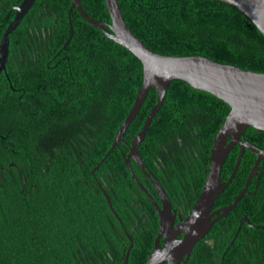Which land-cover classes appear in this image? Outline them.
Returning a JSON list of instances; mask_svg holds the SVG:
<instances>
[{"label": "trees", "instance_id": "1", "mask_svg": "<svg viewBox=\"0 0 264 264\" xmlns=\"http://www.w3.org/2000/svg\"><path fill=\"white\" fill-rule=\"evenodd\" d=\"M21 1L0 0V39ZM80 2L89 17L110 22L104 0ZM118 3L130 30L158 54L202 55L264 72L263 34L226 2ZM70 4L35 0L8 34V57L0 71V264H123L130 243L127 264H145L156 229L147 222L150 218L140 216L138 206L142 202L155 222L158 216L150 202L138 199L144 192L124 163L128 146L119 142L110 149L141 85L142 64ZM156 101V89L150 87L123 136L125 142L137 134ZM229 109L211 93L174 79L138 145L144 163L173 206L184 207V215L201 190L213 137ZM241 138L264 149V132L250 126ZM238 152V144L229 150L223 181ZM253 163L254 154L245 148L215 206L232 202ZM130 164L154 194L140 167L132 159ZM242 215L264 224V171L252 178L229 217L214 222L209 240L194 244L186 264H211L214 257L216 264L221 259L228 264L224 246L235 235V240H246V230L252 247L244 257L249 264H264V242L258 249L253 244L264 240L262 231L247 224L239 227Z\"/></svg>", "mask_w": 264, "mask_h": 264}, {"label": "water", "instance_id": "2", "mask_svg": "<svg viewBox=\"0 0 264 264\" xmlns=\"http://www.w3.org/2000/svg\"><path fill=\"white\" fill-rule=\"evenodd\" d=\"M34 1L22 0L19 5L13 7L16 11L14 18L9 21L0 39V71L5 69L8 57V34L16 27ZM220 1L226 2L243 12L264 36V0ZM104 2L110 22H101L89 17L83 10L80 0H71L70 9L76 8L83 19L103 31L108 38L131 51L142 64L143 77L141 85L132 106L116 130L110 149L117 146L119 142H124L128 146V152L124 155V163L132 179L146 192V188L131 168L130 159L146 175L160 199L161 205L157 204L151 195L147 193L159 218V227L153 249L147 255L145 264H186L194 244L208 233L216 220L228 215L238 199L247 192L250 179L253 176L258 177L261 175V172H257V169L264 170V149H259L251 142L241 138L244 131L250 126L256 131L264 132V72L244 70L239 66L223 64L202 55L158 54L130 30L124 20L118 0H104ZM69 23L71 26V19H69ZM174 79L183 80L195 89L209 92L223 100L230 107L224 122L219 126L213 137L207 175L197 199L188 210L187 215L177 223L174 220L176 215L172 212L168 194L157 177L148 169L138 150V145L144 139L146 130L155 113L159 110L169 84ZM150 87H155L157 101L148 112L140 130L127 143L124 141L123 136ZM235 144L239 145V152L230 175L227 180L223 181L221 179L223 162L229 150ZM245 148L255 155V160L243 188L234 196L230 204L212 211L211 206L215 199L235 175ZM102 160L103 158L95 168ZM260 161L263 163L258 166ZM101 189L110 209L120 220L106 191L102 187ZM213 213L218 214L212 217ZM244 219L247 220V218L242 217V220ZM181 231H184L183 237L176 238V235ZM127 236L131 240L130 236ZM161 236L163 237V244L160 245L159 238ZM131 246L132 243L129 244L125 253L123 264H127Z\"/></svg>", "mask_w": 264, "mask_h": 264}, {"label": "flooded vegetation", "instance_id": "3", "mask_svg": "<svg viewBox=\"0 0 264 264\" xmlns=\"http://www.w3.org/2000/svg\"><path fill=\"white\" fill-rule=\"evenodd\" d=\"M254 160H255V155H254ZM262 161H260L259 163H258V166H261L262 165ZM254 164V163H253ZM253 166V165H252ZM259 169L260 168H258L257 169V172H259ZM264 171V170H263ZM261 173H262V170L260 171ZM260 176V175H259ZM258 176V177H259ZM258 178V177H256V176H253L252 178ZM252 178L250 179V181L252 180ZM148 180V179H147ZM149 182V186H148V188H151L152 187V189H153V191H154V194H152V193H148V191L146 190V192H144V196H138V199L140 200V199H145V201L147 200L148 202H150L151 203V205H152V202H151V200H150V198L148 197V194H150L151 195V197L153 198V200L157 203V204H159V205H161L160 204V199H159V196H158V194L156 193V191H155V188H154V186L151 184V182L150 181H148ZM250 183V182H249ZM255 185L256 186H258V180L255 182ZM248 186H249V184H248ZM248 186H247V189H248ZM148 193V194H147ZM215 203H213L212 204V206H211V210L212 211H214V210H216V209H219L220 207H222V206H215L214 205ZM141 206V207H140ZM140 206H138L139 208H140V210H141V215L140 216H142V218H144V219H149V221H147V222H150L151 224H152V226H153V228H155L156 229V231H155V236H154V238H153V244H152V246H154V241H155V237H156V235H157V230H158V227H159V218H157V221L155 222V220H153V218L149 215L150 214V212L149 211H147L144 207H143V205H142V202H141V205ZM171 208H172V212L176 215L175 216V223H177V222H179L180 221V219H183L186 215H187V213L184 215L183 213H184V210H182L183 208H180V206H173V204L171 203ZM155 210V209H154ZM188 212V211H187ZM230 212V211H229ZM216 214H218V213H213V215H212V217H214V216H216ZM252 217H257L256 215H251ZM180 217V218H179ZM225 217H229V213H228V215L227 216H225ZM242 217H245V218H247V220H242ZM255 220L253 219V218H251V217H247V216H244V215H242L241 217H240V219H239V222H238V224H239V227L242 225V224H247V226L249 227V226H251V228H258V230H260V231H262V237H264V233H263V231H264V224H257V223H255L254 222ZM231 222L233 223L234 222V219H232L231 220ZM238 230H239V228H238ZM183 233H184V231H181L180 233H178L177 235H176V238H182L183 237ZM257 234V233H256ZM236 236V235H235ZM235 236H233V238L230 240V242H229V245L228 244H226L225 246H224V250H223V252H222V255H224L225 253H226V250H227V254H228V264H230V263H232V261L233 260H236L237 262H236V264H245L246 262H247V264H249V260L247 259V258H245L244 257V255H245V253L248 251V248H250V247H252L251 246V239H249V233H248V230H246V234H245V238H246V240H240V241H238V240H235ZM202 239H205L206 241H208L209 240V238H207V234L202 238ZM198 242V241H197ZM254 243V248H263V244H262V242H264V240H261V241H253ZM159 243H160V245L161 244H163V237L161 236L160 238H159ZM196 244V243H195ZM241 247H243V249H241ZM152 249H153V247H152ZM151 249V250H152ZM143 252H144V247H142V249L140 250V252H139V254H138V256H139V258L141 259V255L143 254ZM136 256H137V253H136ZM209 261H212L211 262V264H216L217 263V260H216V258L214 257V258H212V259H210ZM220 262H219V264H222V259L221 260H219ZM166 264V263H165Z\"/></svg>", "mask_w": 264, "mask_h": 264}]
</instances>
